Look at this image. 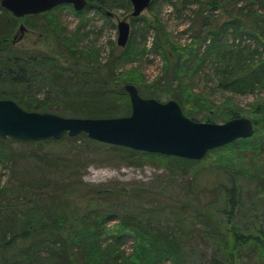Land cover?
Masks as SVG:
<instances>
[{
	"label": "trees",
	"instance_id": "obj_1",
	"mask_svg": "<svg viewBox=\"0 0 264 264\" xmlns=\"http://www.w3.org/2000/svg\"><path fill=\"white\" fill-rule=\"evenodd\" d=\"M114 1L86 0L85 6L93 5L105 12L116 6ZM122 3L128 6L130 1ZM216 9L218 13H214ZM194 11L190 23L194 33L185 46L172 39L158 18L145 21V26L154 31L150 48L156 49L164 61V85L181 104L197 107L196 111L203 113L204 120L237 116L239 109L228 108L222 113L212 110L215 105L201 92H195L183 76L188 77L195 69L199 73L211 72L216 86L231 93L264 90V0H198ZM0 12V98L16 99L28 110H50L53 104L24 92L32 87L41 67L44 74L54 72L53 78L63 81V94L59 98L79 102L85 117L130 113L128 100L125 105L123 102L122 109L119 107L117 95L111 93V81L118 82L117 90L123 94L127 82L147 95L160 90V80L143 84L135 70L124 74L119 69L138 51L134 50L132 40L123 47L115 46L111 57L100 65L96 49L79 50L75 35H68L59 43L61 47L57 43L58 49L62 48V53L72 59L70 62L65 57V61L56 54L55 48H23L15 46L12 39L9 43V27L21 17L2 6ZM50 24L57 34L59 26L54 21ZM142 38L146 44L147 38ZM87 65L95 75L73 70V67L81 69ZM101 69L104 75L99 77ZM174 79H177L176 86ZM76 84L79 86L72 93L69 88ZM106 84L111 91L98 88ZM81 85L86 87L81 88ZM252 113L253 135L237 138L208 152L262 135L264 100H258ZM71 139L75 138L65 135L58 139L19 141L33 148L16 152L10 145L11 139L0 138V161L11 162L12 167V178L1 183L0 177V264H158L167 260L183 264L187 243L203 234L200 225H205L203 235L215 244L203 264H245L244 255L251 253L257 255V263L264 257V226L259 213V205L264 204V171L250 172L236 165L217 166L219 170L214 173L212 185L204 186L210 189L209 201L202 203L183 197L172 204L161 200L144 204L143 194L147 190L143 187L85 182L75 170L78 154L74 157L69 150L59 148ZM252 145L257 147L256 142ZM43 146L49 150L41 152ZM112 147L131 158L159 154L179 171L200 160L121 145ZM28 158L34 164H29ZM249 184L257 188L251 196ZM247 208L248 212H244ZM128 235L134 240L130 250L125 247Z\"/></svg>",
	"mask_w": 264,
	"mask_h": 264
},
{
	"label": "rangeland",
	"instance_id": "obj_2",
	"mask_svg": "<svg viewBox=\"0 0 264 264\" xmlns=\"http://www.w3.org/2000/svg\"><path fill=\"white\" fill-rule=\"evenodd\" d=\"M122 1L123 0L114 1L116 2V6L111 9V11L115 13L113 16H109L104 11H98L93 5L85 6L82 10L77 12L70 3H61L51 8L48 12L45 11L26 16L24 15L21 19H18L10 25L9 43H11L13 36L16 35L15 46L23 48L36 46L42 49L55 48L57 50L56 54L60 56L61 60H65V57H67L70 62H72L68 54L62 53V48L58 49L57 43H61L62 39L68 35H75V44L77 48L79 50L84 47L96 49L101 61L100 65H103L106 59L111 57L110 52L112 49L114 50L115 46H120L117 44V18L121 19L128 16L132 10L131 4L125 6ZM206 4L207 3H204L203 5L206 6ZM197 7L198 0H187L185 3L180 0H152V4L144 9L140 15L126 17L130 23L128 42L132 40L131 42L132 46L135 48L134 50L139 51L140 49V53L138 55L137 51L134 56L132 55L135 58L131 57L127 62L122 63L119 69H121L124 74H126V72H131L130 70H135L137 72V78L143 81V84L152 83L156 81V79L160 80L158 84L160 90H156L150 95L139 92L141 96L152 97L161 102L174 98L167 91L166 87L168 86L164 85L166 84V79H164V61L162 56L156 49L150 48L154 31L152 28L148 29V27L145 26V21L153 20L154 17L158 18L172 39L178 45L185 46L191 41L192 33H194L190 23L194 18V10L197 9ZM214 13H218V9H216ZM50 21H54V23L59 26V28H57V34L53 31ZM20 23L25 25V30L18 31ZM55 35H59L61 39L56 38ZM143 36L147 38L146 44L143 42ZM55 39L60 41H55ZM228 41H230L229 38ZM207 64L208 69V67H210V62ZM73 70L75 72L78 70H85L88 74L95 75V72H91L88 65L81 69L73 67ZM103 71L104 70L101 69L100 75H98V72L97 75L101 77L104 75ZM53 73L54 72L44 74V70L41 67L34 76L32 87L25 89L24 92L28 95L31 94V96H35L36 99L47 100V102L53 104L51 109L48 110L49 112H54L63 116L84 117L85 114H81L83 112L80 111L79 102L75 104L76 101L67 102V100L65 101L63 98H59L63 94V81L55 80V78H53ZM179 76L181 77L182 74ZM122 77L121 74L120 80H122ZM183 80L191 83L192 89L195 92L204 94V98H207L215 105L211 107V109H215L217 113H222L223 110L228 108L233 110L239 109L237 116L253 118L254 114L252 113V109L255 108L258 100H264V90L231 93L218 88L216 86L215 76L211 72L207 73L204 71L203 73H199L193 69L188 77L183 76ZM116 83L118 82H110V87L113 88V92L111 93L115 96L117 95V101L120 103L119 107L121 108L123 102L125 105V101H129V95L125 89L123 90V92H125L124 94L118 91ZM174 84L175 86L177 85V79H174L173 85ZM77 86L79 85L76 84L69 88L72 93ZM82 87L86 86L81 85V88ZM98 88L102 91L110 90L107 84L106 86L104 85L103 88L101 86H98ZM69 89L66 87V92L69 91ZM116 90L118 92H116ZM81 98L77 99L81 100ZM73 99H76V96L73 97ZM14 100L18 102L16 99ZM178 103L183 113L188 117L198 121H207L204 120L202 112L198 113L196 111L197 107L188 103L181 104L179 101ZM121 115L126 114L118 113L113 116ZM227 119L217 116L213 118L212 122H223ZM79 136V134L72 136L75 139L67 140L63 145L59 146L61 150H69V153L74 154V157L78 154L76 158H79V162L77 163V168H75L78 175H80L85 182L95 185L109 186L115 184L117 186L124 185L126 187H143L147 190L143 194L145 199V202H143L144 204L155 203L157 200L172 204L183 197L196 201L200 200L202 203L209 201L212 197L209 194L210 189L204 186L207 185L209 187L212 185L215 178L214 173H216V170H219L218 167L222 165H236L250 172L264 171V133L259 136H254V138L252 137L251 141H248V139L241 142L238 141L235 145L231 144L210 151L202 159L192 162L191 165L183 171L173 168V164L165 158H162L159 154L156 156L146 155L141 158H131L118 149L113 148L112 146L115 144L91 139L86 135ZM253 142H256V148L252 145ZM22 144L23 143L16 140H12L10 143L11 147L16 152H22L25 149L30 151L31 148H33V146L30 147V145ZM43 147L44 148H40L41 152L49 150L48 147ZM31 160L32 159L28 158L27 162H29V164L30 162L34 164ZM17 172L21 174V171ZM17 172L15 176L18 175ZM11 174V162L0 161L1 183H6L10 177L12 178ZM248 186L250 187L249 196L254 195L257 188L253 186V184H249ZM248 200L249 199H247V201ZM248 210L249 208L244 210V212H248ZM259 210V213L262 214L261 220L264 226V204L259 205ZM111 224L114 225V222H111ZM200 226H203V228H198H202L201 231L204 234L203 230H206L205 225ZM203 234L189 240L186 245L187 251L183 257V264H203L206 262L215 244ZM125 239V247L130 250L134 243L133 237L128 235ZM244 256L243 261H246L245 264L257 263L256 254L253 255L251 253L245 254ZM259 261L260 262L257 264H264V257H261ZM158 264L176 263H174L173 260H167Z\"/></svg>",
	"mask_w": 264,
	"mask_h": 264
},
{
	"label": "water",
	"instance_id": "obj_3",
	"mask_svg": "<svg viewBox=\"0 0 264 264\" xmlns=\"http://www.w3.org/2000/svg\"><path fill=\"white\" fill-rule=\"evenodd\" d=\"M129 1L132 10L128 16L140 15L151 3V0ZM61 3H70L81 10L86 0H0V6L16 17L41 13ZM106 13L115 14L109 10ZM128 16L117 18V44L120 46L128 41ZM25 29L20 23L18 31ZM124 89L129 95L130 113L111 117L63 116L28 110L14 99L0 98V138L36 141L85 133L91 139L136 150L201 159L212 148L250 137L255 131L253 120L246 116H234L223 122L198 121L185 115L174 98L161 102L143 97L130 82L124 84Z\"/></svg>",
	"mask_w": 264,
	"mask_h": 264
},
{
	"label": "bare ground",
	"instance_id": "obj_4",
	"mask_svg": "<svg viewBox=\"0 0 264 264\" xmlns=\"http://www.w3.org/2000/svg\"><path fill=\"white\" fill-rule=\"evenodd\" d=\"M107 10H108V9H107ZM107 10H106V11H107ZM106 11H105V13H106ZM109 11H110V10H109ZM106 14H107V13H106ZM109 16H111V15H109Z\"/></svg>",
	"mask_w": 264,
	"mask_h": 264
},
{
	"label": "flooded vegetation",
	"instance_id": "obj_5",
	"mask_svg": "<svg viewBox=\"0 0 264 264\" xmlns=\"http://www.w3.org/2000/svg\"><path fill=\"white\" fill-rule=\"evenodd\" d=\"M111 11V10H110Z\"/></svg>",
	"mask_w": 264,
	"mask_h": 264
}]
</instances>
